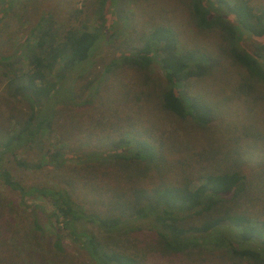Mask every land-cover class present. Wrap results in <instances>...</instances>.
<instances>
[{
  "label": "rangeland",
  "instance_id": "rangeland-1",
  "mask_svg": "<svg viewBox=\"0 0 264 264\" xmlns=\"http://www.w3.org/2000/svg\"><path fill=\"white\" fill-rule=\"evenodd\" d=\"M98 1L0 0V8L6 10L0 23V56H8L9 61L17 59L25 38L33 34L42 19H48L58 42L69 30L94 31L100 36L92 58L85 64L86 72L79 78L74 76L72 85V91L82 93L81 99L89 102L58 104L56 120L39 134L41 151L34 148L5 153L0 166L24 186L72 187L80 200L90 201L86 205L96 209L104 206L92 201L108 203V193L117 194L115 199L125 194L124 200L130 198L134 188L177 185L182 178H187L188 187L194 189L206 172L236 169L249 182L248 195L240 198L237 210L253 220L264 221V101L257 91L250 93L254 80L229 56L227 42L218 29L198 27L188 0H117L115 8L109 4L104 20L100 18ZM247 2L253 9L264 8V0ZM103 23L112 30H106ZM156 26L173 29L179 50L197 49L212 65L205 76L192 78L185 86L189 94L218 106L216 117L204 127L162 107L160 90L165 79L156 63L137 68L123 61L142 47ZM252 42L258 40L244 39L247 48ZM31 52L27 51L29 55ZM19 56L21 59L12 67L7 61H2V67L10 66L12 73L26 72L30 68L29 56ZM59 68L60 63L54 66L51 78L58 76ZM1 70L0 66V133L14 130L31 110L25 98L9 95L7 78ZM104 70L107 72L102 75ZM79 72L80 68L75 74ZM89 80L93 81L83 90L81 85ZM96 86L99 89L94 93ZM179 88L182 90L183 84ZM135 139L145 140L157 152L146 170L140 171L135 165L144 166L143 163L136 164L130 155ZM126 140L131 143H124ZM60 148L70 156L55 166L51 156ZM83 152L98 157V161H91L95 178L91 177V168L79 166L81 155L74 156ZM115 155L125 156L124 162L130 166L99 161ZM15 159L42 165L25 168ZM86 172L91 179L83 181L80 176ZM53 210L46 197L22 199L0 180V264H92L80 238L70 236L66 230L61 231L60 246L56 245V227L61 228V218L52 214ZM87 227L112 249L144 264H259L231 258L226 243L221 248L213 242L205 243L200 239L202 234L191 235L190 248L186 250L166 248L163 240L178 244L182 239L152 216L137 218L126 228L110 233L93 225Z\"/></svg>",
  "mask_w": 264,
  "mask_h": 264
},
{
  "label": "trees",
  "instance_id": "trees-1",
  "mask_svg": "<svg viewBox=\"0 0 264 264\" xmlns=\"http://www.w3.org/2000/svg\"><path fill=\"white\" fill-rule=\"evenodd\" d=\"M98 3L100 18L104 20L105 13L110 8L109 4L115 8L117 0H99ZM188 3L194 23L198 27L218 29L222 39L227 42L229 56L245 69L251 80H254L250 93L255 94L257 91L259 99L264 101V8L253 9L247 0H188ZM4 10L0 8V23L1 16L5 14ZM46 21H38L32 30L33 34L28 35L21 45L19 53L29 56L30 68L26 72L17 74L10 71V66L21 59L20 54L16 55V60L11 61L8 56H0L1 74L7 78L9 95L16 99L25 98L31 108L29 114L17 122L14 130L0 133V161L3 154L13 153L17 149L36 148L41 151L39 147L42 141L39 140V134L56 120L58 104L89 102L88 99H81L82 93L72 91V85L76 76L79 78L86 72L85 64L93 56L99 42V34L94 31L69 30L58 42L55 40L56 32L51 29L48 19ZM103 27L108 31L112 30L110 25L105 27L104 23ZM245 37L258 42H252V46L247 48L244 45ZM27 51L32 52L29 55ZM2 61H7L10 66L3 68ZM123 61L137 68H148L152 63L158 65L165 79V85L160 90L161 105L165 110L180 118H189L200 127H204L216 117L217 105L197 94H189L185 87L188 80L205 76L212 65L206 60L204 53L197 49L179 50L176 34L170 27H154L142 47L133 52L132 56L124 57ZM58 63V76L53 79L50 73ZM79 68L81 72L76 75L75 72ZM106 72L104 70L102 75ZM92 81L81 85L83 90L89 87ZM179 84H183L182 90ZM98 87L96 86L94 93L98 91ZM180 91H183L187 98ZM124 143L131 142L126 140ZM133 143L135 149L130 155L135 158L136 164L142 162L144 166L132 164L140 171L150 168V163L157 157L156 150L145 140L135 139ZM69 156V153L60 148L56 149L51 157L56 161L54 165L59 166ZM74 156H80L79 166L91 168V177L95 178L91 161H98L96 154L83 152ZM124 157L115 155L112 159L101 158L99 161L102 164L112 161L117 167L130 166L124 162ZM15 162L33 169L42 165L23 159H15ZM80 177L83 181L91 179L87 172ZM0 180L17 191L22 199L27 196L46 197L53 205L52 214L55 213L61 218V228L56 227V245L60 246L61 231L66 230L70 236L80 238L82 248L92 264H144L131 255L109 247L87 227V224L110 233L126 228L137 218L148 216H152L156 222L182 239L178 244L163 240L166 248L175 251L186 250L190 248L189 237L202 234L200 239L205 243L213 242L214 246L220 248L224 247L222 243H226L229 246L226 250L233 259L264 264V221L253 220L244 211L237 210L240 198L248 195L249 182L246 176L236 169L206 172L202 175V182L194 189L188 187L187 178H182L177 185L155 186L151 189L134 188L129 194L130 198L124 200L121 199L125 198V194L115 199L117 194L108 193V203L101 199L92 201H100L104 206L97 209L86 205L90 201L80 200L72 187L68 189L48 185L24 186L2 165ZM68 183H71V180ZM164 234L162 235L168 238L167 234Z\"/></svg>",
  "mask_w": 264,
  "mask_h": 264
}]
</instances>
